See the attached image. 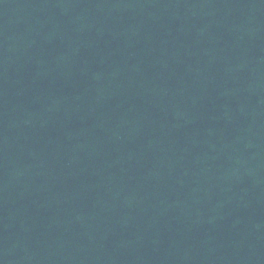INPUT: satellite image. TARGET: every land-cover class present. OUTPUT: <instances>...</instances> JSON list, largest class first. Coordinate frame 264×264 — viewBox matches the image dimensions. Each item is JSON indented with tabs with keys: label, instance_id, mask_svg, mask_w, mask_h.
Segmentation results:
<instances>
[{
	"label": "water",
	"instance_id": "water-1",
	"mask_svg": "<svg viewBox=\"0 0 264 264\" xmlns=\"http://www.w3.org/2000/svg\"><path fill=\"white\" fill-rule=\"evenodd\" d=\"M0 264H264V0H0Z\"/></svg>",
	"mask_w": 264,
	"mask_h": 264
}]
</instances>
